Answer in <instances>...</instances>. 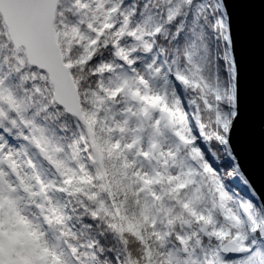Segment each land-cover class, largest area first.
<instances>
[{"label": "snow or ice", "instance_id": "6c2138e0", "mask_svg": "<svg viewBox=\"0 0 264 264\" xmlns=\"http://www.w3.org/2000/svg\"><path fill=\"white\" fill-rule=\"evenodd\" d=\"M257 4L0 0V264H264Z\"/></svg>", "mask_w": 264, "mask_h": 264}, {"label": "water", "instance_id": "95a60500", "mask_svg": "<svg viewBox=\"0 0 264 264\" xmlns=\"http://www.w3.org/2000/svg\"><path fill=\"white\" fill-rule=\"evenodd\" d=\"M255 20V29L253 37V64L255 77V103L253 109V126L254 135L249 136L248 129L245 127L241 130L239 136V147L241 149L243 160L242 163L249 174V178L254 182L256 187L264 191V154L261 152L260 142V72H261V50L262 37L260 29L261 7L254 5L251 8Z\"/></svg>", "mask_w": 264, "mask_h": 264}]
</instances>
